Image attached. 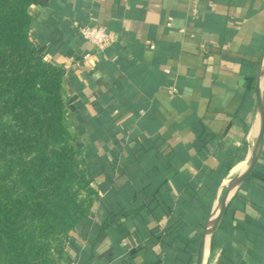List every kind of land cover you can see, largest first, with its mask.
<instances>
[{
    "label": "crops",
    "instance_id": "crops-1",
    "mask_svg": "<svg viewBox=\"0 0 264 264\" xmlns=\"http://www.w3.org/2000/svg\"><path fill=\"white\" fill-rule=\"evenodd\" d=\"M30 13L101 170L65 264H196L218 187L249 149L264 0H50ZM87 25L110 31L104 51L78 33ZM209 264H264V143Z\"/></svg>",
    "mask_w": 264,
    "mask_h": 264
},
{
    "label": "trees",
    "instance_id": "trees-1",
    "mask_svg": "<svg viewBox=\"0 0 264 264\" xmlns=\"http://www.w3.org/2000/svg\"><path fill=\"white\" fill-rule=\"evenodd\" d=\"M33 5L50 0H0V264H65L99 199L101 170L71 130L66 69L45 58Z\"/></svg>",
    "mask_w": 264,
    "mask_h": 264
},
{
    "label": "water",
    "instance_id": "water-1",
    "mask_svg": "<svg viewBox=\"0 0 264 264\" xmlns=\"http://www.w3.org/2000/svg\"><path fill=\"white\" fill-rule=\"evenodd\" d=\"M254 88L256 108L254 120L248 133L249 149L236 173L227 177L218 187L198 243L196 264H209L217 228L230 203L253 172L262 153L264 143V50L258 62Z\"/></svg>",
    "mask_w": 264,
    "mask_h": 264
},
{
    "label": "built area",
    "instance_id": "built-area-1",
    "mask_svg": "<svg viewBox=\"0 0 264 264\" xmlns=\"http://www.w3.org/2000/svg\"><path fill=\"white\" fill-rule=\"evenodd\" d=\"M78 33L98 51H104L111 42L110 31L102 25L78 26ZM90 54H85L88 59Z\"/></svg>",
    "mask_w": 264,
    "mask_h": 264
},
{
    "label": "bare ground",
    "instance_id": "bare-ground-1",
    "mask_svg": "<svg viewBox=\"0 0 264 264\" xmlns=\"http://www.w3.org/2000/svg\"><path fill=\"white\" fill-rule=\"evenodd\" d=\"M241 164V163H240ZM237 169H238V167H237Z\"/></svg>",
    "mask_w": 264,
    "mask_h": 264
}]
</instances>
